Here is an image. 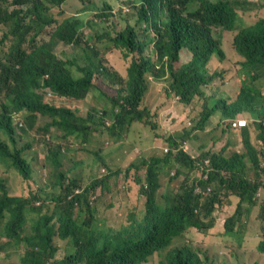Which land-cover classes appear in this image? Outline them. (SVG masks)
<instances>
[{"label": "trees", "instance_id": "16d2710c", "mask_svg": "<svg viewBox=\"0 0 264 264\" xmlns=\"http://www.w3.org/2000/svg\"><path fill=\"white\" fill-rule=\"evenodd\" d=\"M97 1L90 4L97 7ZM138 1L139 18H135L133 26L127 24L121 31L112 27L114 35L111 36L107 28L101 32L97 28L112 16L104 1L94 22L76 14L57 18L66 0H12L8 4L0 0V26L6 29L0 38L3 53L0 57V163L3 172L12 173L17 179L15 184L7 178L0 179V238L6 239L0 243V252L5 247L24 243L22 260L26 264H222L217 255L200 247L186 245L169 250L168 246L189 228L206 233L214 206H220V198L229 196L238 199L236 212L225 220L224 230L211 240L221 251H236L234 240L242 237L246 229L239 219L243 215L246 219L249 217L259 191H264L263 175L250 178L249 173L255 171L247 167L244 156L224 157L222 152L206 151L200 158H193L182 150L190 134L187 133L169 138L167 149L154 150L158 154L143 151L136 158L133 156L134 163L121 177L119 170L111 172L104 168L95 176L89 175L86 179L89 182L81 187L80 175L85 169L79 173V179L67 173L87 163L84 158H77L86 152L93 159L101 160V149L83 145L89 137L109 134L119 141L125 130L130 131L134 121H141L138 108L148 92L147 74L156 78L168 75L171 79L168 90L184 104H196L198 101L193 100L202 96L204 87L213 78L207 72H199L192 64L175 69L178 53L188 48L193 62L206 66L215 53L223 57L219 50L221 36L224 42L228 32H231L234 51L242 59L236 97L231 99L230 93L222 90L205 97L201 118L192 130H203L212 119L232 128L234 120L243 113L254 120L264 119V114H258L255 106L262 105L264 95V89L258 88L259 80L261 86L264 85V76L258 75L264 65V18L239 28L236 20L241 5L237 0ZM191 3L197 4V8L189 9ZM51 8H59L60 12L51 14ZM143 21L146 28L151 22L157 36L151 53L153 59L150 55L143 56L145 41L139 39L138 31ZM84 25L93 31L92 36H86ZM215 28L223 31L218 40L213 36ZM91 37L97 40V49L89 46ZM5 40L9 43L5 44ZM59 43L66 45L67 59L58 58V53H54ZM115 49L130 58L124 75L107 67L101 57ZM100 78L107 83L105 89L114 88L115 94L103 91L107 104L100 109L84 110L86 98L95 80ZM49 97L63 100L64 105L50 104ZM99 111L103 113L102 118L98 117ZM109 116L112 127L104 128V120ZM41 118H46L47 122L42 124ZM258 121L255 123L262 128L258 135L264 150V127ZM241 130L244 137L249 136L245 128ZM245 142L248 145L247 140ZM36 147L43 152L46 174L42 184L34 188L30 185V160L26 161L21 155ZM206 160L211 164L208 183L216 190L205 198L206 203L199 213L194 214L197 203L188 182ZM143 168L145 173H140ZM65 176L68 184L61 186ZM117 180L124 182L123 190L115 186ZM21 185L25 194L30 190L27 197L15 193L19 190L16 187ZM57 185L63 188L62 194L54 199L48 191ZM40 192L45 197L29 233L25 234L26 208L38 199ZM108 192L113 193L115 199L116 194L127 201L131 196L137 202L143 198L146 209L138 221L130 219L118 231L112 229L102 235L95 229L96 212L102 216L107 215V208L114 209L115 203L106 197ZM244 201L247 207L242 209ZM107 203L105 209L100 207ZM53 205H58L55 215L50 212ZM256 219L263 228L256 249L264 254V203L259 206ZM57 239L66 241L67 247L61 259L53 260L56 250L52 242ZM227 240L231 242L225 247ZM155 253L158 263L150 261Z\"/></svg>", "mask_w": 264, "mask_h": 264}, {"label": "rangeland", "instance_id": "374dc122", "mask_svg": "<svg viewBox=\"0 0 264 264\" xmlns=\"http://www.w3.org/2000/svg\"><path fill=\"white\" fill-rule=\"evenodd\" d=\"M9 1L10 0H8V2ZM94 1L95 0H90L89 3H92ZM102 1L106 2L105 5L108 9H111L109 12L111 14H113L112 12H115V14L109 16L105 24H99L97 28L100 32L106 25L114 27V30L118 31L127 23L134 24L135 18L133 12L129 13L127 17L119 13L118 7L129 6L126 3L128 0H98V6L93 7L89 14L85 17L87 21H95L93 15L101 11ZM237 1L243 2L242 0ZM243 3L244 10L237 11L236 24L239 28L251 26L255 22H257L259 18H264V6L256 3ZM188 8L191 10L196 9L197 4L191 3L188 5ZM59 10V8H51L50 13L56 15ZM79 10L80 7L78 1L69 0V4L61 12L59 19H62L69 14H75ZM2 32L3 31L0 27V38H2ZM84 32L86 36L89 34L92 36L93 33V31L87 28L85 25ZM230 33L231 32L226 33L227 36L226 38H224V45H222L220 49L223 57H219V55L215 53L206 66H202L198 63L193 62L192 57L187 49H183L180 52L181 63H192L199 72H207V75L213 78L210 82L211 84L209 83L205 86L206 89H204V92L206 96H209L215 90H222L230 93L231 99H234L236 97V93L233 91H235L238 87L237 81L240 74V61L242 59L234 51L231 43ZM151 37L152 35H149V38ZM90 40L93 41L94 37H91ZM221 40L223 42V36H221ZM5 44L7 43L5 42ZM150 49L151 44L147 46L144 54L150 55L153 59L154 55L150 53ZM67 53L68 51H65L64 57L61 58L67 59ZM101 54H103L102 51ZM113 63L121 73L124 72L125 67L128 65L125 58L119 54L115 55ZM258 75L261 76L260 78L264 76V65L261 66ZM96 82L99 84L98 80H96ZM147 86L148 92L145 95L141 106L138 108V110L141 112V121H134L130 127L134 134L135 140L132 139V133L128 131L121 134L119 141L110 136H100L94 140L93 146L101 149V160L93 159V157H91L88 152H86L84 155L77 156L78 160L84 158L87 163L77 166L75 170L69 171L67 173L69 174V176L79 179V173L85 169L80 175V178L83 181L79 184L81 187H84L89 182V180L85 182L89 175L95 176L96 173L100 172L104 168L110 170L111 172L119 170V177H121L122 174L126 172L128 166L132 162L134 163L132 158L133 156H135L136 158V156L143 151L149 152L150 155L158 154V152L154 150L157 149L162 152L167 149L169 138L172 139L173 136L175 137L185 135L187 133L190 134L188 139L183 142L182 150L191 157L200 158L202 153L206 151H211L213 153L222 152L224 154V157H231L232 155L244 156L247 167L252 172L255 171V173H249V177L253 178L261 174L264 178V150L261 147V142L259 139L260 135H258L260 132L259 129L262 128L260 126H257V123H255V121L258 120L253 121L246 128L249 135L247 137L243 136L241 128H231L229 126V122V128H227L226 123L224 125H221L216 119H212L208 123H206L203 130L193 131L192 126L195 125L201 118L200 101L195 100L198 101L196 104H183L172 92H167L162 89L163 87L153 86L149 83H147ZM100 87L104 92H111L115 94L114 88L105 89L102 85H100ZM258 88L264 89V85L261 86L260 80L258 81ZM95 92L96 94H98V98H94L92 105L88 104V108H101L102 106L107 104L106 98L102 96V91L95 90ZM90 101L91 98L88 99V102ZM262 101V105H255L258 114H264V95L262 97ZM48 102L56 107L64 105V101L59 98H50L48 99ZM110 107H113L112 103L110 104ZM258 110H261V113H259ZM136 114L138 115L137 111ZM259 120L261 121H258V123H261L262 127H264V119ZM46 122V118H41L42 124H45ZM152 127H156V129H153ZM130 140L131 143H129ZM246 140L248 142V145H246ZM105 142H107V144H105ZM39 152H41V150L39 149V147H36L34 151H25L24 153H22L21 157L26 161L30 160L31 157H34L36 162L40 158ZM252 158L254 160H252ZM36 170L39 172L37 167ZM142 172L143 170H140V173ZM9 173L3 172L2 163H0V177L7 178L14 184L17 183L16 176L12 175V173ZM67 179L68 178L65 176L64 182H62L61 186H66L68 184ZM70 179L71 178H69V180ZM162 179L164 180L165 177L162 176ZM61 186L57 185V187L55 188H50L48 191V195L51 198L58 199L62 194L63 188ZM115 186L117 187V189L123 190L122 187L124 186V182L117 180ZM16 188L19 189L18 192H15L17 195H20L21 197L28 196L30 190L27 191V194H25V192L22 191V185L17 186ZM42 198H44L43 194ZM221 201L222 205L218 207V210L217 205L214 206V210L212 212V220L207 221V228L212 231H223L224 227L222 226L225 220L234 215L236 212V208L238 205L237 198L233 196H229L228 198L222 197ZM125 202L126 206L118 204L114 205V214H109V212L112 210L110 207L106 210L107 215H105L104 213L102 216H100L99 212H96L95 229L99 233H101L102 235H106L112 229L118 231V228L127 225L130 219H138L143 215V198H141L137 202L134 196H131V198L128 201L125 200ZM226 202L231 203L228 204ZM262 203H264V191L260 190L256 199V206L251 209L249 217L246 219L243 215L239 219L242 224L245 225L246 232L244 231L242 233V237H239L237 239L234 237V247L236 249L237 259L233 261L232 264H264V254L258 253L257 250L253 248V246L257 242L253 237H255V235L259 236V234L263 232L262 223L256 219L259 206ZM107 205H109V203L103 204L100 207L103 206V209H105ZM57 206L58 205H53L50 210L53 215H55L57 212ZM241 207L242 209H245L247 207L246 201L242 203ZM28 229L29 226L26 227V231H28ZM211 235L215 236L216 234ZM197 238V231L193 228H189L183 233V235H181V237L174 238L170 242L168 249L171 250L175 248H181L185 245H190ZM3 242H6V239L0 238V243ZM230 242L231 240H227L224 246L226 247ZM23 244L24 243H21L16 247L8 246L5 247L4 250H1L0 264H26L22 260L24 256V248L22 246ZM52 245L56 250L53 260L61 259L64 256V249L67 247L66 241L57 239L52 242ZM202 245L205 247L207 246L205 243H202ZM210 251L211 253L217 254V252L221 250L217 248L216 245H212ZM5 255H7V257ZM158 260L159 257L157 256V253H155L150 258V261H152L153 263H158Z\"/></svg>", "mask_w": 264, "mask_h": 264}, {"label": "clouds", "instance_id": "9594fccd", "mask_svg": "<svg viewBox=\"0 0 264 264\" xmlns=\"http://www.w3.org/2000/svg\"><path fill=\"white\" fill-rule=\"evenodd\" d=\"M11 1L12 0H10L8 2V0H5L6 4L10 3ZM77 1H78L80 10L78 12H76L75 14L77 16L81 17V18H85L89 14V12L92 10L93 6L89 3L90 0H77ZM210 1L211 2H214L215 0H210ZM242 1L243 2H248V3H256V4H259L261 6H264V0H247V1L246 0H242ZM238 2L241 5L240 10H244V3L243 2H240V1H238ZM126 3L129 6H119L118 7L119 13L122 14V15H124L125 17H127V15L129 13L133 12L134 18H139V15L137 13V8L140 6V2L138 0H128ZM68 4H69V0H66V2L61 6V8L62 9H65ZM109 10H111V9H108L107 12H109ZM59 12H60V10H59ZM98 13H95V14H98ZM112 13L115 14V12H112ZM95 14L93 15V17H95ZM59 16H60V14L57 15V18H59ZM259 19H262V18H259ZM94 20H95L94 22H97L96 19H94ZM143 22L144 23L141 25V27L138 28V31L141 33V37L139 39H144V41H145L144 51L147 48V46L149 44H151L150 53H152V50H154V44L156 42L157 36H156V33L154 31V28H153L151 22H148V27L147 28H146L145 21H143ZM103 24H105V23H103ZM127 24H129V23H127ZM129 25H132V24H129ZM0 27H1L2 31H3L2 32V37H3V35L6 32V29L3 26H0ZM105 28H107V31L110 33L111 36L114 35V33L112 31H110V30H112V27H110L109 25H106ZM123 28H121L118 31H121ZM219 30H220V28H215L213 30V36H214V38L216 40H218V35H220L223 32V31H219ZM149 35H152V37L149 38ZM5 42L8 44L9 43V40H5ZM93 45L97 49L98 42H97L96 39H94L89 44L90 47H92ZM222 45H224V42L221 41V46ZM65 46H66L65 44L59 43V45L57 46V48L54 50V53H56V52L58 53V55H57L58 58H61V57L63 58L64 57ZM221 46H220L219 50L221 49ZM183 49H187L188 52L190 53L191 57H192V54H191V52L189 51L188 48H182L181 50H183ZM181 50L178 53V61L174 64L175 69H179L182 66L192 64V63H190V64H183V63H181V61H180V52H181ZM117 53L119 55H121L122 57H124L125 60L127 61L128 65L125 67V69H126L129 66V64H130V62H129V59L130 58L127 57V55L125 53H122L121 50H116L115 49L114 51H111V52H108V53H105V54L101 55V57L106 60V66L107 67L112 68L113 71L119 73L120 75H124L125 69H124V72L121 73L116 68L115 64L113 63V59H114L115 55H118ZM0 54H1V56L3 54L1 50H0ZM143 56H145L144 52H143ZM192 60H193V57H192ZM146 77H147V80H148L147 83H149V84H151L153 86L163 87L162 89H164L167 92H170L168 90V88L170 86L171 79L169 78L168 75H164V76H162L160 78H156V77H153V76H150L149 74H147ZM98 81H99V84L95 80V86H94L93 89H91L90 93L88 94V96L86 98L85 105H84V110L90 109V108H88V104L92 105L93 99L94 98H98V94H96L95 90H100V91L103 92V90L101 89L100 85H102L104 88L106 86L105 85L106 82L102 78L98 79ZM237 83H238V81H237ZM238 87L233 92L236 93ZM204 89H206V88L204 87ZM204 89H203L202 96L196 97L193 100V101H195V100L200 101V103H201V110L200 111H202V109L204 107V104H205V99L204 98L205 97L208 98V96L205 95ZM47 94H48V96H51V92H48ZM50 98H53V97H49L48 99H50ZM89 98H91V101L90 102H88V99ZM178 99H179V97H178ZM85 108H88V109H85ZM102 116H103V113L101 111H99L98 117L99 118H102ZM111 116H109L108 118H106L104 120V128H110V127H112L113 121L111 120ZM238 120L242 121L243 124L240 125V126H233V124L235 122H237ZM253 121H255V120L252 119L251 116L248 113H243L241 115V117H239V118H237V119L234 120V122L232 123V127H234V128H245L246 129L248 127V125H250V123H252ZM101 129H103V128H101ZM103 130L106 131L105 129H103ZM126 132L127 131L125 130L124 133H126ZM128 132H131L132 133V137H133L132 139L135 140V137H134V134H133L132 130L130 129V131H128ZM58 134H60V133L58 132ZM100 136H102V137L103 136H108L109 137L110 135L109 134H107V135H99L98 137H100ZM110 137H112V136H110ZM113 138L115 139V137H113ZM95 139L96 138L89 137L88 138V142L86 144H83V145L84 146L93 145V142H94ZM79 141L80 140H77L76 142L79 143ZM129 143H131V140L129 141ZM105 144H107V142H105ZM39 153H40V158L38 159V161L35 162V158L34 157H31V159H30L31 178H32L31 181H30V185L32 187H34V188L39 187V184H42V180H43V178H44V176L46 174V169L44 167V160H43V152L41 151ZM38 163H40V164H38ZM35 166L38 168L39 172L36 170V167ZM34 167H35V169H34ZM102 170H104V169H102ZM181 170L184 173L187 172L186 169L185 170L184 169H181ZM210 170H211V164H210L209 160H206L204 162L203 166H201L200 168H196V170L193 172L192 176L189 179V182L188 183L192 185V193H193V196L195 198L194 202L197 203V206L194 208V211H193L194 214H198L199 213V210L201 208H203V206L206 203L205 198L207 196L212 195L214 193L213 191L216 190V188L213 187V185L211 183H208V173H209ZM143 171L145 173V169L144 168H143ZM0 179H1V177H0ZM161 179H162V176H161ZM85 182H87V181H85ZM144 187L146 188L145 185H144ZM42 194L43 193L40 192V194L38 195V199H34L33 202H32V204L29 207L26 208L27 216H26V219H25V223L23 224V227H25V231H26V227L27 226H29V229L25 233H29L30 227H32L33 222L37 218V215H38V212H39V207H40V205H41V203L43 201ZM96 194L99 195V189H97ZM44 197H45V195H44ZM106 197H108V199L110 201L114 202L115 204L122 205V206H126L125 200L122 199V198H120L117 194H116V199L114 197V194L113 193L110 194V192L107 193ZM93 199H95L94 196L91 197V200H90V204L92 206L94 205L93 202H92ZM220 200H221V198H220ZM143 203L145 204L143 210H145L146 209V203L144 201H143ZM217 207H219V206H217ZM31 208H34V210H31ZM110 208L112 210L109 212V214H114V209L112 207H110ZM94 215H95V209H94ZM138 220H139V218L138 219L137 218H134V221H138ZM196 231L198 233V238L195 241H193L190 244V246H192V247H200L201 249L208 251L209 254H214V253H211V251H210V248H211L212 245L211 246L210 245H207L206 247H208V248H205V246H203L202 243H203V241L205 239H212L214 236H212L211 234H217L219 231H212L210 229H208L206 233H200L198 230H196ZM253 238H254L255 241H257L255 243V245L253 246V248L255 250H257L256 248H257V243H258L259 236H255ZM234 242H235V240H234ZM184 247H187V246L185 245V246H183V248ZM215 255H217L218 260L220 262H222V264H232V262L237 259V257H236V251H231V250L218 251L217 254H215ZM5 256L7 257V255H5Z\"/></svg>", "mask_w": 264, "mask_h": 264}, {"label": "crops", "instance_id": "0c3cea01", "mask_svg": "<svg viewBox=\"0 0 264 264\" xmlns=\"http://www.w3.org/2000/svg\"><path fill=\"white\" fill-rule=\"evenodd\" d=\"M256 236V235H255ZM203 243H205L206 245H213V243H212V240L211 239H205L204 241H203Z\"/></svg>", "mask_w": 264, "mask_h": 264}, {"label": "built area", "instance_id": "2783aa9c", "mask_svg": "<svg viewBox=\"0 0 264 264\" xmlns=\"http://www.w3.org/2000/svg\"><path fill=\"white\" fill-rule=\"evenodd\" d=\"M242 124H243V122L240 121V120H238L237 122H235V123L233 124V126H240V125H242Z\"/></svg>", "mask_w": 264, "mask_h": 264}]
</instances>
